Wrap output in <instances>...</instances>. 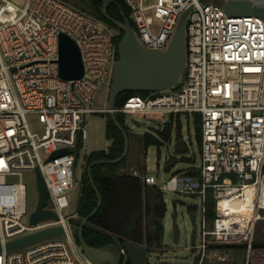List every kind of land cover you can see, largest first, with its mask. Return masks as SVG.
I'll return each instance as SVG.
<instances>
[{
    "label": "built area",
    "instance_id": "2783aa9c",
    "mask_svg": "<svg viewBox=\"0 0 264 264\" xmlns=\"http://www.w3.org/2000/svg\"><path fill=\"white\" fill-rule=\"evenodd\" d=\"M124 1L144 45L153 50L167 47L181 13L192 7L185 21L184 69L176 83L133 94L113 111L193 113L201 131L199 164L163 184L137 169L131 173L153 185L162 200L166 190L200 199L189 211L196 212L200 228L193 264H238L226 251L231 248L220 245L242 243L247 244L243 264H255L252 245L264 220V17L227 12L224 3L239 0ZM248 1L264 8V0ZM61 32L81 51L84 74L78 79L60 75ZM114 37L102 20L66 0H0V242L50 226L66 230L18 249L3 248L0 264H92L70 225L82 188L76 165L86 118L111 111L93 99L102 82H112L118 59ZM29 115L38 116L42 131L31 127ZM60 149L68 152L52 158ZM37 167L48 187L45 208L58 217L33 224L36 207L29 213L26 183L7 178L35 174ZM236 199L243 203L238 209L232 206ZM26 215L28 224L22 221Z\"/></svg>",
    "mask_w": 264,
    "mask_h": 264
},
{
    "label": "water",
    "instance_id": "95a60500",
    "mask_svg": "<svg viewBox=\"0 0 264 264\" xmlns=\"http://www.w3.org/2000/svg\"><path fill=\"white\" fill-rule=\"evenodd\" d=\"M103 3L101 10L104 15H107V7L113 0H99ZM75 6V5H74ZM192 6L187 7L180 15L169 44L164 49H148L136 27H134L127 15L121 11L123 20L111 18L117 26L124 31L118 43V59L113 66V76L109 91L108 107L111 109L110 117L115 125L121 130L124 136V150L120 156L114 159L96 160L88 166V176L98 196L96 207L85 217L78 216V205L81 197L82 188L78 197L75 214L77 217L70 225V232L78 239L81 250L92 264H121L124 254L132 262V264H147L146 250L143 245L136 244L130 240H125L122 243L112 242L103 246H93L87 243L84 238V226L90 218L97 212L102 204V197L95 185L92 176V167L97 163H116L124 159L129 151L130 138L125 127L118 121L116 113L113 111L116 108V99L120 93L124 91H147L157 92L165 90L173 86L180 77L185 64L186 44H185V21L188 12ZM224 7L230 14H260L264 17V8L256 7L248 0L226 1ZM87 8V7H86ZM88 13L98 18V14L92 7L87 8ZM108 16V15H107ZM59 72L63 78L78 79L84 74V66L81 51L77 43L66 33L59 34ZM156 124L158 121L151 118ZM137 125L140 123L133 120ZM172 141V137H171ZM174 149L179 153L178 157L169 155L167 163L173 166L174 163L182 161L185 157V152L188 150V145L182 137H177L174 142ZM68 152L67 149L56 150L51 157H56ZM35 185L37 189V206L30 216L31 223H37L42 220L57 218V213L47 205L48 187L44 176L39 167L35 169ZM146 195L150 212L146 213L143 209L131 220V228L136 227V219H143L145 225L153 235L156 230V223H163L164 216L156 215V208L162 203V198L156 194L153 185L146 186ZM191 220L194 222L196 212H189ZM172 228L174 241L177 242L180 236V226L176 220V214H172ZM66 230L62 225L50 226L36 232L20 236L9 240L4 245L0 242V251L14 250L21 248L27 244L38 241L40 239L65 235ZM225 248H245L247 244H226L220 245ZM253 248H264V243L255 242ZM161 254V253H160ZM160 254L157 259H160Z\"/></svg>",
    "mask_w": 264,
    "mask_h": 264
},
{
    "label": "rangeland",
    "instance_id": "374dc122",
    "mask_svg": "<svg viewBox=\"0 0 264 264\" xmlns=\"http://www.w3.org/2000/svg\"><path fill=\"white\" fill-rule=\"evenodd\" d=\"M76 7L88 12L91 7L86 0H66ZM153 0H145V4H151ZM87 7V8H86ZM88 10V11H87ZM133 19V15L131 14ZM106 24V23H104ZM107 25V24H106ZM108 26V25H107ZM109 27V26H108ZM116 35L118 30L111 28ZM111 84L102 82L94 94V105L97 107H106L108 105L109 91ZM109 113H90L86 118V137L82 140L78 152L76 165L77 179L83 180L86 169V155L94 150L108 149L113 140L107 136V120ZM151 118L158 121L156 124ZM28 120L33 129L42 131L43 125L37 115H29ZM125 127L130 138L129 151L125 157L124 166L126 171L131 172L137 169L139 173L154 175L158 184L168 179L173 173L197 165L201 162V143L199 138V124L196 114L180 113L171 114L163 111L152 113H131L124 114ZM133 120H137V125ZM169 124L172 132V141L164 140L160 137L159 131ZM151 133L161 140V144H150L146 146L144 134ZM177 137H182L187 145L188 150L182 161L169 166L167 157L173 155L179 156L174 149V142ZM10 182H24L27 185V203L28 211L31 213L37 204V189L35 185V174L25 171L21 175L8 176ZM78 193L74 189V194ZM163 200L167 207L164 217V253L160 259H157L158 252L149 250L146 252V258L149 264H193L194 251L192 247L200 243V228L194 223L189 211L200 204V199L196 195L165 191ZM172 214H176V220L180 226V236L177 242L174 241L172 228ZM23 223L28 224L29 215L22 219ZM256 242L264 243V220L257 224L255 232ZM231 259L238 264H243L247 257V248L226 249ZM84 254V253H83ZM86 256V255H85ZM234 256V257H233ZM236 256V257H235ZM255 264L264 263V248H257L253 254Z\"/></svg>",
    "mask_w": 264,
    "mask_h": 264
},
{
    "label": "trees",
    "instance_id": "16d2710c",
    "mask_svg": "<svg viewBox=\"0 0 264 264\" xmlns=\"http://www.w3.org/2000/svg\"><path fill=\"white\" fill-rule=\"evenodd\" d=\"M87 3L96 11L98 19L102 20L109 27L118 30L115 35V43H118L124 31L115 24L111 18L123 20L121 11L127 15L134 27L136 24L131 18V10L124 0H113L107 7V15L103 14L101 7L103 3L99 0H86ZM147 91H124L116 99V106H121L124 101L133 94L146 95ZM118 121L125 127L123 113H116ZM200 125L199 121H197ZM126 129V127H125ZM128 132V131H127ZM159 135L164 140H171V128L166 124ZM107 136L112 139V144L108 149L94 150L86 155V169L82 180V192L78 205V216H87L97 205L98 196L89 179L87 168L90 163L102 159H114L121 155L124 150V136L121 130L115 125L110 115L107 120ZM199 138L201 143V131L199 126ZM82 140H80L81 145ZM146 146L150 144H161V140L151 133L144 134ZM125 158L116 163H97L92 167V176L98 188L102 204L97 212L90 218L84 226L83 235L88 244L93 246H103L108 243H122L130 240L136 244L143 245L146 250H158L163 247L164 229L160 223H156V230L153 235L145 225L143 219H136V227L131 228V220L140 210L150 212L146 195V184L139 176L126 171L124 166ZM162 197L161 194H158ZM164 201L156 208V215L164 216ZM209 213L214 215L212 203L209 204ZM79 243L78 239L76 238ZM121 264H132L127 258Z\"/></svg>",
    "mask_w": 264,
    "mask_h": 264
},
{
    "label": "flooded vegetation",
    "instance_id": "af4514ba",
    "mask_svg": "<svg viewBox=\"0 0 264 264\" xmlns=\"http://www.w3.org/2000/svg\"><path fill=\"white\" fill-rule=\"evenodd\" d=\"M86 162V161H85ZM87 170H88V168H87ZM162 203H163V201H162ZM164 206H165V210H166V204H165V202H164ZM163 217V216H162ZM161 225H162V229H164V224L163 223H160ZM164 231H165V229H164ZM163 237H164V235H163ZM145 250H146V248H145ZM148 250H146V252H147ZM156 252H158V254L157 255H159L160 253V258H161V256H162V254L164 253V245H163V247L162 248H160V249H158V250H156ZM157 257V256H156ZM147 259V258H146ZM147 264H149L148 263V260H147ZM158 264H166V263H158Z\"/></svg>",
    "mask_w": 264,
    "mask_h": 264
},
{
    "label": "bare ground",
    "instance_id": "6f19581e",
    "mask_svg": "<svg viewBox=\"0 0 264 264\" xmlns=\"http://www.w3.org/2000/svg\"><path fill=\"white\" fill-rule=\"evenodd\" d=\"M251 190H252V187H248L247 193L250 194L251 193ZM232 203H233L232 206L234 208H236V209L240 208L241 205L243 204L239 199L234 200Z\"/></svg>",
    "mask_w": 264,
    "mask_h": 264
},
{
    "label": "snow or ice",
    "instance_id": "6c2138e0",
    "mask_svg": "<svg viewBox=\"0 0 264 264\" xmlns=\"http://www.w3.org/2000/svg\"><path fill=\"white\" fill-rule=\"evenodd\" d=\"M246 70H249V69H246Z\"/></svg>",
    "mask_w": 264,
    "mask_h": 264
}]
</instances>
